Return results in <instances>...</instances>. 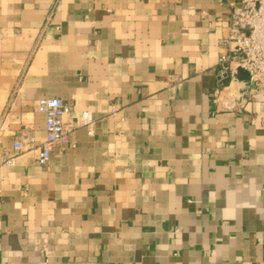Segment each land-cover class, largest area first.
Instances as JSON below:
<instances>
[{
  "label": "crops",
  "instance_id": "obj_1",
  "mask_svg": "<svg viewBox=\"0 0 264 264\" xmlns=\"http://www.w3.org/2000/svg\"><path fill=\"white\" fill-rule=\"evenodd\" d=\"M235 3L0 0V154L43 98L94 119L0 169V264H264V97L215 102Z\"/></svg>",
  "mask_w": 264,
  "mask_h": 264
},
{
  "label": "built area",
  "instance_id": "obj_2",
  "mask_svg": "<svg viewBox=\"0 0 264 264\" xmlns=\"http://www.w3.org/2000/svg\"><path fill=\"white\" fill-rule=\"evenodd\" d=\"M218 49V76L227 83L216 91L215 102L220 103L223 90H232L239 69L250 76L240 100L246 103L254 96L264 97V0H236ZM37 109L45 117L46 139L37 144L34 135H24L14 144L13 153L0 154V169L14 167L17 155L25 151L33 152L40 166H47L55 148L66 143L75 129L85 128L89 136L94 134L91 114L73 116L72 106L59 98H43ZM112 115H117V109L112 110ZM69 119H74V124L67 123Z\"/></svg>",
  "mask_w": 264,
  "mask_h": 264
},
{
  "label": "water",
  "instance_id": "obj_3",
  "mask_svg": "<svg viewBox=\"0 0 264 264\" xmlns=\"http://www.w3.org/2000/svg\"><path fill=\"white\" fill-rule=\"evenodd\" d=\"M250 81V76L245 71L239 69L238 75L232 84V91L234 93L235 100H240L241 98V91L245 87V83Z\"/></svg>",
  "mask_w": 264,
  "mask_h": 264
}]
</instances>
